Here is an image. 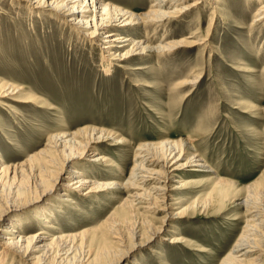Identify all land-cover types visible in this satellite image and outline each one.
I'll list each match as a JSON object with an SVG mask.
<instances>
[{
  "label": "rangeland",
  "instance_id": "rangeland-1",
  "mask_svg": "<svg viewBox=\"0 0 264 264\" xmlns=\"http://www.w3.org/2000/svg\"><path fill=\"white\" fill-rule=\"evenodd\" d=\"M219 1L204 2L156 30L132 25L126 31L136 35L141 31L143 36L147 32L153 45L196 32L197 38L206 39L207 50L201 47L204 43L195 44L119 62L105 60L101 43H90L68 20L56 19L46 10L45 16L37 17L23 0H0L9 13H0V82L35 97L28 102L0 99L4 164L19 163L45 147L51 133L95 127L121 142L112 144L108 139L95 144L97 155L106 158L104 163L90 161L92 149L73 162L81 168L77 170L100 182L119 183L125 178L136 146L146 142L183 140L217 170L212 176L204 172L207 168L175 170L167 179L169 207L162 208V201H157L149 208L138 204L128 213L119 205L127 190L113 184L88 194L73 191L70 197L52 193L44 203L8 216L2 228L8 229L11 219L31 234L41 233L45 226L49 234H72L75 239L67 245L73 263L107 264L134 243L132 224H139L142 234L137 240H144L168 212L184 211V217L167 218L164 233L138 246L119 264H219L246 223L245 200L251 195L247 188L252 189V199L258 180L264 190V24L260 20L250 25L259 2ZM106 2L137 13L150 4V0ZM214 6L220 10L209 26ZM197 73L201 80L192 90L176 87ZM53 156L60 162L57 170L62 169L65 156L54 151ZM66 198L72 199L70 203ZM0 199L8 202L7 191ZM252 205L260 206L255 200ZM171 236H182L187 244L171 243ZM97 255L106 262H93ZM0 264L27 263L1 251Z\"/></svg>",
  "mask_w": 264,
  "mask_h": 264
},
{
  "label": "bare ground",
  "instance_id": "bare-ground-1",
  "mask_svg": "<svg viewBox=\"0 0 264 264\" xmlns=\"http://www.w3.org/2000/svg\"><path fill=\"white\" fill-rule=\"evenodd\" d=\"M23 1L26 2L30 10L29 12L32 14V11H34L37 17L45 16L43 12L46 10L47 13L49 12L56 19L62 18L68 20L67 22L78 31L77 33L87 37L90 43L98 45L99 42L101 43V54L107 58L105 60L119 62L131 56L145 55L146 57H150L155 53L162 54L181 46L204 43V46L201 47L205 48L207 45L206 39L197 38L196 32H192L188 38L161 39V41L153 45L149 42V39L153 38V36H148L147 32H143L145 33L143 36L141 31L137 35L127 33L126 31L132 25L138 26L137 28H144L146 31L149 28L156 30L159 27H165L169 23L170 18L187 13L204 2L211 1L221 4L219 0H191L189 2L188 0H150L147 10L137 13L118 7L111 2H106V0ZM257 1L259 4L250 22L252 26L260 20H262L261 25L264 24V0ZM214 7L208 21L209 26L216 15L219 14V7ZM1 12L9 14L8 10L0 6ZM239 27H242V25ZM118 30H124V32L120 33ZM190 37L191 39H189ZM122 48H124L123 51H121ZM138 68L140 67H135L134 70ZM200 80L201 73L192 74L181 79L176 84V87H186L192 90V87L199 83ZM23 90L17 86L0 82V99L27 100L26 102L35 100L34 96L28 95ZM19 94L22 97L17 98ZM25 94L27 95L23 96ZM0 103H3V100H0ZM108 139H111L112 144L121 142L109 131L95 127H81L72 133L55 132L49 134L45 147L40 148L33 154L27 155L26 159L14 165L4 164L0 155V194H5L7 191L9 197L8 202H3L0 199V253L1 251L9 252L19 258L25 259L27 264H63L65 260V264H80L78 262L73 263L75 259L69 256L71 248L67 245V242L75 239L72 234H49L50 230H47L46 226L41 228V233L31 234L30 232L23 231L22 226L17 220L11 222L10 219L7 222L8 229L2 228L4 222L17 210L31 207L38 203H44L45 199L52 193L61 191L60 195L70 197L73 191L88 194L113 184H115L113 186H116V188L120 187L127 190V196L119 205L120 208L128 213L133 212L138 207V204L145 205L144 208H149V204L154 206V203L157 201H162V208H165L170 206L166 202L167 198H169L167 192L170 188L167 179L171 178L170 176L175 170L191 166V170L195 172H201L204 168H207L204 172L211 176L217 172L213 166L209 165L202 158H198L194 152L190 151V148L187 147L183 140L138 144L134 150L133 162L129 173L119 183L100 182L96 179L97 177L86 176L83 172L84 170H77L81 168L77 167L73 161L76 158L87 155V152L91 149L94 151L91 153L92 155L90 154V161L94 164L104 163L106 158L103 155H97L95 144ZM53 151L65 156V159L61 161L64 167L60 170H57V165L60 162L53 156ZM261 174L264 176V169ZM16 180H18L17 183ZM224 182L230 183L222 180V183ZM262 186L263 181L258 180L255 192H253V199L250 197L252 196V189L247 188L251 192V195L248 194L249 196L245 200V203L248 204L247 206L245 205L246 223L241 234L228 252L221 258L219 264H264V206L262 204L264 190ZM66 199V201L72 200ZM253 200L258 201L260 206H253ZM241 204H244V202ZM184 216H186L184 211L168 212L162 219V222H160V225L155 227V229L152 227L153 232H149L151 235L146 236L144 240H137L138 237L141 238L142 231H140L141 227L139 224L135 222V225L133 226L132 224V228L130 229L134 243L126 246L125 252H122L117 259H113L107 264H119L125 258L124 256H127L138 246H144L154 240V238L159 237L166 231L164 225L167 218H181ZM44 221L47 220L44 218ZM54 227H50V229H54ZM81 235L84 234L81 233ZM117 242L120 246L125 247L126 245L124 239L121 237H118ZM169 242L187 244V240L182 236H173ZM101 257H103L102 261H100V256L98 255L94 256L92 260L93 262H106L107 259L105 260L104 256Z\"/></svg>",
  "mask_w": 264,
  "mask_h": 264
}]
</instances>
